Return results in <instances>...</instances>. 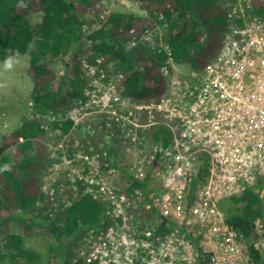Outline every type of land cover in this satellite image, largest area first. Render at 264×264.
<instances>
[{"label": "built area", "instance_id": "1", "mask_svg": "<svg viewBox=\"0 0 264 264\" xmlns=\"http://www.w3.org/2000/svg\"><path fill=\"white\" fill-rule=\"evenodd\" d=\"M225 2L227 26L217 55L202 70L190 69L185 79L165 70L167 92L158 102L136 103L110 84L104 90L94 85L85 94L108 127H120L134 159L124 187L112 182L114 166L100 172L97 165L87 175L69 178L73 186L83 181L86 192L108 204L99 223L84 229L77 259L88 264H264V19L253 14L251 0ZM159 126L169 131L166 146L140 136ZM99 156L106 155L78 159L90 168ZM132 179L145 181V192L132 189ZM249 190H256L263 203L256 239L233 229L219 209L221 200L241 198ZM140 208L153 220L144 225L133 220L130 211ZM161 222L163 234L157 232ZM250 246L261 261L251 258Z\"/></svg>", "mask_w": 264, "mask_h": 264}, {"label": "trees", "instance_id": "2", "mask_svg": "<svg viewBox=\"0 0 264 264\" xmlns=\"http://www.w3.org/2000/svg\"><path fill=\"white\" fill-rule=\"evenodd\" d=\"M134 1L147 13L146 18L111 12L83 38L86 21L80 12L89 10L86 6L92 5L90 0H0V64L14 54L28 53V71L34 81L31 91L33 116L25 119L10 135L9 143L4 141L0 146V169L9 166V170L0 171V231L12 222L20 225L25 233L32 226L40 227L55 242L50 251L61 253L64 249L60 242L62 237L68 243L72 242L83 229L97 225L108 207L104 199L94 198L85 191L83 181H77L75 186L58 181L53 195L44 194L42 190V170L54 161L53 151L46 145L52 133L59 131L61 136H68V157L76 153L93 156L104 152L106 156L97 158L100 172L115 166V146L105 144L104 137L112 135L115 143L124 142L119 136L120 127H107L104 119L100 124L108 129L102 131L96 127L93 133L84 136L68 135L73 120L65 114L67 101L59 99L61 87L53 92L56 75L49 68V62L70 55L74 63L71 84L78 90L84 82L82 61L96 65L97 60H101L105 69L112 64V72L120 75L118 92L141 104L156 103L165 96L167 80L163 73L165 70L171 72L172 64H186L191 70L200 71L218 53L221 34L227 26L225 8L218 4L224 0ZM251 1L253 14L264 19V0ZM36 11L41 12L40 21L31 24L28 16ZM157 25L167 27L164 48L156 51L147 48L140 39H149L148 33ZM132 40H135L134 47L129 46ZM81 88V92L74 95L84 102L86 97ZM60 108L63 111H59ZM57 112L64 115V119L49 121L50 115ZM139 133L146 135L148 143L162 142L166 146L170 140L165 126ZM88 168L85 167L87 173L90 172ZM131 187L145 192L146 183L132 179ZM255 191L249 190L241 198H234V204L242 206L240 213L226 219L233 229L248 239L258 237L255 222L263 219V203ZM28 209L35 211L36 216H29ZM37 215H43L42 220L39 221ZM130 215L133 220L139 219L142 225L153 220L142 208L130 211ZM163 226L162 222L157 225L158 233L166 232ZM22 246L20 235H6L4 247L7 253L1 254L0 260L8 255L15 261L12 264H39L35 262L37 255L25 251ZM69 255L71 258L73 253ZM249 255L253 260L261 261L252 246ZM70 258L64 257L63 264H88L81 259L72 262Z\"/></svg>", "mask_w": 264, "mask_h": 264}, {"label": "rangeland", "instance_id": "3", "mask_svg": "<svg viewBox=\"0 0 264 264\" xmlns=\"http://www.w3.org/2000/svg\"><path fill=\"white\" fill-rule=\"evenodd\" d=\"M90 2H92V5L90 4V7L89 5L86 6L89 10H83L80 12L86 21L83 28V38H86V35L90 31L96 29L99 25V21L108 13H130L141 18H146L148 16L134 0H90ZM218 4L223 8L226 6L225 1H219ZM40 17L41 12L36 11L28 16V20L31 24H34L40 21ZM166 27V25H157L155 30L148 33L149 39L140 40L146 44L145 46L147 48L157 51V49L163 47ZM129 46H136L135 40H132L129 43ZM82 47L84 48L83 44ZM11 57L13 58L11 67H5L4 62L0 64V146L4 141L9 143L10 135L21 127L25 119H29L33 116L31 91L34 87V81L28 71L29 54H14ZM73 64L70 55L64 56L62 60H54L48 63L49 68L52 69L56 75V79L52 86L53 92H56L58 87H61L59 99L67 101L66 104H68V107L65 114L73 120V125L68 135L73 137L75 135L84 136L86 133H93L96 127L102 131L108 129L106 126L104 128L103 124H100L105 116L100 113L93 114L96 110L91 109V107L88 106L87 100L83 102L81 98L76 97L74 94L78 91L81 92V87H83V95L85 96L87 91L91 92L93 90L94 85L96 88L100 87L104 90L105 85L108 84L113 87L115 93H118L117 81L119 80L120 75L112 72V64L107 65L105 69L101 64L90 66L82 61L81 70L83 72L82 77L84 82L81 83L78 90L77 87H73L71 84L74 80L72 71ZM142 65L143 64H141V66ZM189 71L190 68L186 64L175 65L172 70V73L174 74L172 77L185 79L188 77ZM62 77H64L63 83L61 82L63 79ZM61 108L59 111L65 109V104L63 110ZM63 116L64 115H61L58 112L55 114L53 113L50 115L49 121H53L54 119L63 120ZM111 136H105L103 141L105 144L115 146V175L112 178V182L116 187H124L130 181L127 167L132 164L131 162L134 157L131 153V149H127L130 145L129 141L124 139L123 143L121 142L117 144L115 143L116 140H112ZM67 138V135L61 136L59 131H56L51 134L50 141L46 143L48 149L53 151L51 157L54 161H52V164L50 163L46 169L42 170V190L44 194L53 195L58 181H61V183L67 181L68 186H73L69 182V178L71 179V177H75L77 179L78 175H87L90 173H87L86 169H84L87 167L85 163L78 159L82 154L79 156L76 153L74 156L68 157V153L66 152ZM90 164V168L88 169L91 171L94 167L100 164V160H92L90 161ZM241 207L240 204H234V198L221 200L219 204L220 212L226 218L234 213H240L239 209ZM27 211L29 216H36L35 211L30 209ZM42 216L43 215H37V219L39 221L42 220ZM262 223L263 222H261V224ZM262 229L263 228H259L260 231ZM10 234L20 235L22 237V248L25 251L34 252L37 255L35 262L39 264H63L64 257L70 258V253H73L71 261H75L77 259L78 250L84 241L83 229L78 237L73 239L70 243H68L65 237H62L60 242L64 247L63 252L60 253L58 250L51 252L50 248L55 245V242L52 238L46 236L40 227L32 226L31 229L25 233L20 225L12 222L8 227L0 231V255L7 253L4 244L6 242V235ZM13 261L14 260L6 255L3 260H0V264H12ZM29 264L33 263L30 262Z\"/></svg>", "mask_w": 264, "mask_h": 264}, {"label": "clouds", "instance_id": "4", "mask_svg": "<svg viewBox=\"0 0 264 264\" xmlns=\"http://www.w3.org/2000/svg\"><path fill=\"white\" fill-rule=\"evenodd\" d=\"M225 1V0H224ZM138 4V3H137ZM164 47V46H163ZM12 60H13V58L12 57H8V58H6V60L4 61V64H5V67H11V65H12ZM175 65L176 64H172V70H173V68L175 67ZM172 70H171V75L172 76H174V74L172 73ZM165 77V76H164ZM167 80V79H166ZM85 97H86V100H87V102H88V106H90L91 107V105L89 104V100H88V98H87V96L85 95ZM91 109H93L92 107H91ZM96 110V109H95ZM98 112H96L95 111V113L93 112V114H97ZM100 113V112H99ZM100 114H102V113H100ZM103 116H105L104 114H103ZM72 119V118H71ZM104 119H106V118H104ZM106 121V120H105ZM106 126H107V123H106ZM108 127V126H107ZM45 129L47 130V128H46V126H45ZM4 170H9V166L8 165H5L4 166V168L3 169H0V171H4Z\"/></svg>", "mask_w": 264, "mask_h": 264}, {"label": "bare ground", "instance_id": "5", "mask_svg": "<svg viewBox=\"0 0 264 264\" xmlns=\"http://www.w3.org/2000/svg\"><path fill=\"white\" fill-rule=\"evenodd\" d=\"M218 47H220V46H218ZM219 49V48H218ZM219 51V50H218ZM217 55V54H216ZM184 67V66H183ZM164 227V226H163ZM162 230V229H161ZM164 231V230H163Z\"/></svg>", "mask_w": 264, "mask_h": 264}]
</instances>
